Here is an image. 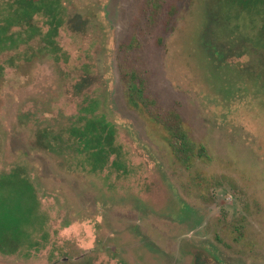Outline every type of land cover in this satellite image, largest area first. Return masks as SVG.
Masks as SVG:
<instances>
[{"label": "rangeland", "instance_id": "374dc122", "mask_svg": "<svg viewBox=\"0 0 264 264\" xmlns=\"http://www.w3.org/2000/svg\"><path fill=\"white\" fill-rule=\"evenodd\" d=\"M261 10L0 0V264H264ZM127 71L206 158L129 105Z\"/></svg>", "mask_w": 264, "mask_h": 264}, {"label": "trees", "instance_id": "16d2710c", "mask_svg": "<svg viewBox=\"0 0 264 264\" xmlns=\"http://www.w3.org/2000/svg\"><path fill=\"white\" fill-rule=\"evenodd\" d=\"M153 8H161L167 0H147ZM245 1V0H244ZM250 2L258 1L261 5V14L264 18V0H246ZM243 12V10L241 11ZM261 42H264V25L261 28ZM123 82L126 89L128 103L132 108L144 111L150 115L151 120L162 125L170 135L169 143L176 156L181 162L188 164L195 157L206 158L207 151L204 146H198L194 143L186 128L184 127L181 116L176 112H170L167 116H160L152 109L156 106L147 92L146 85L141 81L136 72H125Z\"/></svg>", "mask_w": 264, "mask_h": 264}, {"label": "flooded vegetation", "instance_id": "af4514ba", "mask_svg": "<svg viewBox=\"0 0 264 264\" xmlns=\"http://www.w3.org/2000/svg\"><path fill=\"white\" fill-rule=\"evenodd\" d=\"M75 259H73L71 262H69L68 264H74L76 261H77V258L76 257H74ZM79 260V259H78ZM85 264H87V263H85ZM91 264V263H90ZM203 264H209V262H206V263H203Z\"/></svg>", "mask_w": 264, "mask_h": 264}]
</instances>
